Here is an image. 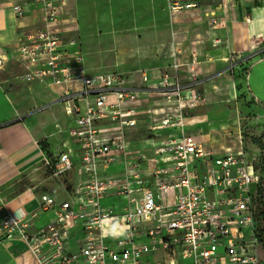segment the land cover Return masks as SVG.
Segmentation results:
<instances>
[{
  "label": "built area",
  "instance_id": "built-area-1",
  "mask_svg": "<svg viewBox=\"0 0 264 264\" xmlns=\"http://www.w3.org/2000/svg\"><path fill=\"white\" fill-rule=\"evenodd\" d=\"M6 1L18 19L42 14V27L11 53L20 80L58 89L69 143L42 166L57 181L73 172L75 182L61 197L42 194L38 208L20 218L0 199V243L21 240L33 264H262L253 206L260 176L241 142L217 153L186 130V109L200 103L194 85L165 75L151 99L123 73L89 75L82 52L60 30L68 0L0 5ZM140 124L165 131V139L132 149L129 136ZM39 213L49 218L36 228Z\"/></svg>",
  "mask_w": 264,
  "mask_h": 264
},
{
  "label": "crops",
  "instance_id": "crops-1",
  "mask_svg": "<svg viewBox=\"0 0 264 264\" xmlns=\"http://www.w3.org/2000/svg\"><path fill=\"white\" fill-rule=\"evenodd\" d=\"M240 2L250 5L249 9L231 19L226 15V0H68L60 15V30L63 35H73L89 74L87 56L92 55L96 67L105 66L129 76L135 87L146 88L152 96L161 78L169 76L172 68L176 72L188 71V76L196 77L187 84L199 87L198 94L194 88L193 92L199 97L202 110L226 104L231 106L230 110L226 108V120L249 112L261 117L264 0ZM8 3L0 5V199L9 213L20 218L37 209L40 196L47 193L33 184L16 193L10 187L21 177L38 171L45 156L64 151L62 144L66 142L68 146L69 141L64 139L59 152H55L49 138L56 135V128L46 135L44 123L35 118L56 106L62 108L56 102L58 89L45 82L20 80L22 69L11 53L18 41L42 27V14L29 12L18 19ZM172 4L182 8L171 10ZM236 55L242 57L237 68L244 64L247 69L240 90L236 87L238 81L228 72V62ZM101 60L107 62L103 64ZM141 102L143 106L147 103L146 99ZM51 116L56 118L57 112ZM206 118L208 122L203 124L201 116L193 115L186 122V130L217 153L236 150L239 144L235 131L227 128L228 124L219 130L212 128L215 117L211 111L206 112ZM145 129L146 125L140 124L138 131L129 136L132 149H139L144 140L166 137L165 131L152 133ZM136 135L141 138L135 139ZM48 218L39 213L34 227L45 225ZM0 264H33V260L26 245L12 239L0 243Z\"/></svg>",
  "mask_w": 264,
  "mask_h": 264
},
{
  "label": "rangeland",
  "instance_id": "rangeland-1",
  "mask_svg": "<svg viewBox=\"0 0 264 264\" xmlns=\"http://www.w3.org/2000/svg\"><path fill=\"white\" fill-rule=\"evenodd\" d=\"M250 5H244L240 2V0H226V15H229L231 19H236L239 14H242L243 12H247ZM63 39L65 41H75L73 35L71 33L64 34ZM80 50V49H79ZM88 61L87 65L90 70V74H96V73H113L114 70L109 69L108 67H96L97 61L93 58V56H87ZM242 60L241 56H233L230 58V61L228 62V72L231 73V75L234 77L235 80L238 81L237 83V89H241L242 81L244 80L246 67H244V64H242L241 67L237 68V65L239 61ZM104 63H106V60H101ZM102 65V63H99ZM98 65V64H97ZM169 78L176 77L178 79V82L182 84H187L188 82H194L196 80V77H190L188 76V71H174V68L169 72ZM183 75V77L176 76L177 74ZM193 73V72H192ZM89 74V72H88ZM89 74V75H90ZM180 77V79H179ZM159 84H157V87ZM196 94H198L199 87L195 84L193 86ZM151 99L157 98V96L152 95ZM226 108L231 109L230 105L226 104H219L214 105L210 109L202 110V107L198 105L196 108L192 110L186 109L185 111V117L186 121H189L193 115L201 116V118L204 120L203 124H206L208 122V119L206 118V112L211 111L214 113L215 119L214 124L211 126L215 129H222L226 128V124H228L227 128H232L235 133L238 142H241L242 147L244 149V154L247 158V160L253 164V167L255 169V172L259 174L260 176V182L256 187V194L253 199V206L256 213V224L258 227V231L260 233V239H261V257H262V264H264V116L259 117L254 112L249 113H241L240 116H235L231 120H226ZM49 110V109H48ZM44 111L42 113H38L35 117L38 119V121H42L44 123V129L43 133H49L51 132V129L54 128L53 122L56 121L57 124L60 125V128L62 129L61 132L57 133L59 131L58 128H56V135L49 138L50 145L53 146V149H55V152L57 153L60 150V143L64 139H68L66 134L64 133V122H65V115L63 114L62 108L60 106L54 107L52 110ZM57 112L56 118H52V114ZM52 113V114H51ZM236 115V113H235ZM46 126V127H45ZM46 134V135H47ZM143 137L149 136V134H142ZM141 138L140 136H135V139ZM153 139L158 140L159 138L152 136ZM160 140V139H159ZM232 140L234 141V137H232ZM150 157L152 158V153H150ZM75 182V174L73 172L67 174L63 178L60 179V181L54 180L51 176L49 171L46 169V167L40 166L38 171H36L33 175H30L29 177H21L17 182L14 183L13 186L10 187L11 192H18L22 189H24L26 186L29 185H38V189H42L45 191L48 195H59L60 197L63 196V192L65 190H69L73 183ZM2 200V199H1ZM117 202V200H116ZM104 205V202H102ZM2 213V212H1ZM3 216H1L0 220ZM223 251L222 247H219L218 252ZM163 254L158 253L155 255V259L158 261L163 260ZM169 259V258H168ZM165 264V263H164ZM167 264V263H166Z\"/></svg>",
  "mask_w": 264,
  "mask_h": 264
},
{
  "label": "trees",
  "instance_id": "trees-1",
  "mask_svg": "<svg viewBox=\"0 0 264 264\" xmlns=\"http://www.w3.org/2000/svg\"><path fill=\"white\" fill-rule=\"evenodd\" d=\"M240 90V89H239ZM244 150V149H243ZM255 170V169H254ZM256 173V172H255ZM257 174V173H256ZM259 175V174H258ZM257 225V224H256Z\"/></svg>",
  "mask_w": 264,
  "mask_h": 264
}]
</instances>
